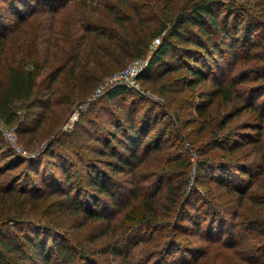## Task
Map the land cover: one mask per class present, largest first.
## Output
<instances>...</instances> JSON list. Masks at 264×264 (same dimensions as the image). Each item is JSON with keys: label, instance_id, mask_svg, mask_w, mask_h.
<instances>
[{"label": "trees", "instance_id": "obj_1", "mask_svg": "<svg viewBox=\"0 0 264 264\" xmlns=\"http://www.w3.org/2000/svg\"><path fill=\"white\" fill-rule=\"evenodd\" d=\"M80 1L85 3L86 0H0V53L5 49L8 38L12 37L13 32L14 37L18 39L23 30L27 31L31 23L29 18L36 12L49 11L57 15L68 3L74 6ZM135 1L137 0H99L100 7L104 10L102 12L103 25L88 24L86 26L92 35L93 42H84L87 49L83 48L78 54L70 55L69 61L74 62L70 69V79H72L70 83L75 82L76 78L73 75H76L75 69L81 66L82 60L100 61L94 66L99 73L92 79L95 81L94 84L98 85L113 71L124 66L127 61L144 57L152 40L160 38L161 42L152 52L148 67L138 76L137 81L143 86L155 84L153 71L157 69L160 71L159 77L161 78L174 73L187 72L188 74H181L185 75L182 79L187 87H194L201 83L207 85L209 76L206 70L210 68V65L212 66L211 59L220 61L222 57L220 52L229 51L235 60L233 68L227 74L228 79L219 80L213 84V88L204 92L205 98L197 103L196 111L199 116H204L218 102L228 106L230 110L222 116L218 128H211L213 143H207L206 147L198 145L197 148L196 141L190 142L187 136L181 134L180 127L177 126L179 114H174L173 120L168 122L164 128L157 129L155 138L150 139L148 138L150 132L155 130V126L150 125L149 120L152 108H148L141 117L143 121L136 124L138 109L135 104L122 106L121 114L113 116L114 123L111 124L112 131L109 132V138L99 135L93 138V135L85 128L89 119L86 118L87 115L82 114L72 134L67 135L66 138L55 137L46 146L43 157H48L52 163H55V158L62 161L61 158L65 157L62 156L65 153L60 150L64 151L66 148L68 150L73 147V150L77 151L81 148L76 153L78 158L74 166H78L77 169H68L69 166L66 164H62L59 169H57L58 163L55 166L57 170L55 169L53 180L61 189V197H64L58 207L63 208L70 216L81 214V217L86 218L82 219L89 222H107L109 225L100 232L94 231L88 234L87 237L92 238L91 243H94V246H82L77 249L71 244L60 242L57 237L55 239L58 242L54 240L55 243L49 245L48 239L51 238L40 236L41 233L36 230H29L22 234L16 233L14 227L0 221V264H24L33 257H36L41 264H138L137 253L140 251L142 241L141 239L136 240L137 238L133 236L141 234L142 231H163L165 228H176L177 233H186L185 220H190L195 224L194 234L199 236V240L203 243L202 246L189 248L177 238H167L159 247L151 242L152 236H145V246L148 245L152 250L145 254L144 264H205L207 260L215 259V257L217 260L222 259L225 251L235 256L237 264H264V242L260 247H252V253L249 255L241 254L236 248L237 245L225 242L238 223H230V228L225 230L223 218L217 219L221 215L219 208L211 207L207 202L208 214H194L189 210L191 204L189 197L197 189L189 184V176L193 167L196 173L195 181H200L203 173L215 167L219 174L215 176L216 178L211 176L213 178L209 180L230 192L238 193L241 196L240 205H243L245 200L253 207L264 204V202L255 203L252 196L245 197L254 186L255 180L264 176V94H262L264 88L257 86L264 81V20L256 19L258 17L247 7L236 6L235 2H225V0H186L182 7L179 5V0H156L154 6L149 7L151 10L147 8L150 10L149 16L146 15L145 5L139 4L138 6V3H134ZM84 9L90 11L89 7H84ZM232 16L236 18L232 19ZM147 23H154L155 26L150 35L147 33ZM40 27L43 28L42 25ZM101 40H105L106 44L101 45L99 43ZM95 41H97L96 44L99 43L98 46L90 50L89 46L94 45ZM34 44L38 51L45 46V44L41 45L38 41L36 42L35 39ZM241 45L247 50L246 55L239 58V52L238 50L236 52L235 48ZM114 53H120L119 60L110 58ZM17 54L16 51V56ZM53 54L49 53L45 59L46 62H40L38 55L30 58L34 55L32 53L19 59L12 56L13 60L6 65V74L4 76L0 74V122L7 129L15 130L18 143L26 147L29 153L25 155L17 151L15 149L18 147L17 142H10L5 130L2 126L0 127V184L3 183L0 189L6 188L7 192L18 197L23 207L28 209L37 206L42 200L50 199L47 190H40L33 178L30 179L35 182L30 184L29 180V177L38 178L40 176V164L43 163H40L35 156L34 148L37 144L33 142H35L36 133L44 125L50 115L48 111L56 103L75 102L73 97L75 93L70 85L63 100L57 101L53 98L58 92L53 88L54 83L64 72V67L58 66L56 70L38 82L43 70L50 66V58ZM242 61L251 64L243 69L242 74H234V69ZM82 68L91 67L83 66L79 69L83 71ZM127 92H133L144 98L138 88L122 84L108 86L100 97L105 96L110 100L118 95L123 96ZM91 95L92 92L84 95L82 102L87 101ZM203 95L201 97H204ZM92 101L95 102L94 99ZM261 105H263L262 109ZM169 114L168 109H163L161 117L169 116ZM243 114H249L251 118L254 116L253 122L249 121L242 127L252 134H240V131H235L231 125ZM23 115H25L24 120H22ZM159 116L160 114L157 113L154 120H157ZM30 119L31 124L28 123ZM201 129L206 131L204 127ZM172 134V139L168 140L167 137ZM67 139H73V143L66 144ZM90 139L95 142L89 146L81 147L78 144L82 141L83 146ZM186 141L190 143V147H187ZM248 146H252V151L243 155L242 158H248L252 153L260 151V163L256 160L250 163L242 160L235 161L232 157L227 161L224 160L228 153L240 152L239 155H241ZM183 147H186L184 151L188 153L187 158L183 157L184 153L181 154V151H178ZM210 148L214 150V152L209 150L211 154L207 151ZM218 149L223 150L222 160L215 159L214 154ZM90 152L96 156V159L86 154ZM194 152L197 154L196 161L191 158V153L194 154ZM153 153H156L155 158L159 155L160 159L157 161V168L151 174L156 179L147 187V194L140 195V187H135L133 184L135 179H132L131 185L134 186L132 197L127 198L129 200L123 198L124 193L132 191L125 189L124 186L120 187L117 183L110 184L114 179V174L126 169L135 171L142 156L145 155V158H148L154 155ZM40 156L39 154L38 157ZM97 160L110 167L111 174L99 170ZM25 165L28 166L26 171ZM22 166L24 167L19 170L24 173L18 177L14 170ZM177 167H183L184 171L178 172L177 169L175 170ZM229 170H234V173L228 172ZM58 171L64 176L63 182L57 176ZM145 174L149 178L147 171ZM132 175L135 177L136 173ZM232 175H235L236 179ZM22 177L24 182L21 184ZM166 180V185H164L163 182ZM55 182L52 183L55 184ZM40 183L44 184V182ZM85 186H88L89 190H85ZM258 186L259 184L256 183L255 188ZM164 188V197L170 205L166 211L167 215L176 216V220L172 224L167 222L160 225L158 224L160 222L158 194L163 192ZM84 195H86L85 202L82 200ZM103 197L107 199L105 204L101 202ZM138 198H141V201L130 207V202ZM185 198L187 202L183 204ZM181 201L183 203L177 206L176 204ZM126 206L128 208H125ZM119 207L124 211L117 221L120 222L119 227L122 229L123 239H128L126 251L119 240L113 242L104 239L108 235H114L115 229L109 214ZM41 209H43L42 212H40ZM35 211L36 219H40L46 208L42 205ZM5 220L12 224L25 221L23 217ZM81 224L82 222H79V225ZM243 224L244 227L257 234L261 233V237H264L263 221L252 218L247 221V224L243 221L241 225ZM34 225L43 230L46 229L43 228V224ZM101 241L103 242L99 246L97 243ZM102 255L106 258L110 257L112 262H102L100 259Z\"/></svg>", "mask_w": 264, "mask_h": 264}, {"label": "rangeland", "instance_id": "obj_2", "mask_svg": "<svg viewBox=\"0 0 264 264\" xmlns=\"http://www.w3.org/2000/svg\"><path fill=\"white\" fill-rule=\"evenodd\" d=\"M195 1V0H194ZM235 2L236 6H245L249 10H251L255 16H257L258 20H264V0H225V2ZM83 1H80L77 4H74V6H70L68 3L64 9H62L57 15H53L51 12H36L34 15L30 16L29 21L30 26L27 29V31L24 32V30L21 32V37H14V32L12 33V37L8 38V43L4 50L0 53V63L2 64L0 66V74L4 76L6 74V65L9 64L13 58L12 56H17L16 59H19L23 56L29 55L30 53L34 54L30 56V58L37 57L40 60V62H46L45 59L48 57L49 53H54L50 58V66L46 67L43 72L41 73L40 77L38 78V82L42 81L46 75H48L50 72L56 70L58 66L64 67V72L59 77V79L54 83L53 88L58 90L56 94H54V100H63L64 94L68 93L69 85L71 86V90L75 93L74 100L75 102L69 103H59L55 104L50 112V115L47 120H45L44 125H42L41 129L36 133V139L35 142L37 146L35 149V156L36 159L39 160V162H43L40 164V176L38 178L35 177H29L30 184L32 182H37L40 190H47L48 197H50L49 200H42L39 202L37 206H33L31 209L23 207V204L21 200L14 196L12 193L7 192L6 188L3 190L0 189V221L1 223L10 224L8 226L14 227V230H16V233H23L36 230L37 232H40V236L43 235V237H50L51 239H48L49 245L54 244L55 237L59 239L60 242H64L67 244H71L74 248L77 247V249L84 247H92L94 246L91 243L92 238H88L89 233L100 232L101 229L109 225L107 222H89L88 220H84L86 218L81 217L80 215H69L63 208L58 207V204L62 200L61 197V189L56 186V182L53 180L54 173L59 167H62V164H66V166H69L68 169L75 170L78 168V166H74L76 164V158L78 156L76 155L77 152L80 151L81 148H79L77 151L73 150L74 148H66L64 151H61L60 149L56 148L57 150H60V152H64L62 156H65L61 158L62 161H60L58 158H55V163H52V160H50L48 157H43V152L46 151V146L49 144V142H52L55 137H62L66 138L67 135L72 134L78 120L82 116V114L87 115L86 118L89 119V122L86 123L85 128L88 129V132L93 135V138L97 135L103 137V138H109V132L112 131L111 124L114 123L113 116L121 114L122 106H131L134 105L138 109L136 112V124H139L142 122V115L144 116V113L148 108H152V113L150 117V121L152 126H155V130L153 132H150L148 138H155V131L157 129H162L164 126L173 120L175 117L174 114H179V121L177 123V126L180 127L181 134L183 136H187V139L189 141H196L195 145L196 148L198 145L206 147L207 143L212 144V134H211V128L215 127L218 128L219 122L222 118V116L228 112L230 109L228 106H224L223 103L218 102L215 104L209 111L205 113L204 116H199V114L196 111V105L197 103L202 100V98H205V95H203L204 92H208L211 88H213V84L218 82L219 80H227V74L231 71L233 68V62L234 57L233 54L229 51H221L220 55V61L216 59H211L210 63L212 62V66L210 65V68H207L208 72V83L207 85L204 84H198L194 87H187L184 84V79H182L181 75L182 73H174L168 77L161 78L159 77L160 71L155 69L153 71L155 78V84H147L142 85L140 82H138L139 87L138 89L142 92L144 95V98L138 94H135L133 92H127L125 95H118L117 97L110 99L107 97L101 98L100 95L97 93V90L99 86H102L105 82L109 81L108 86L114 85V82L111 81L112 76L117 72H122L125 68L129 66V64L133 61L132 59L127 61L124 66L120 67L118 70L113 71L108 77H106L104 80H102L98 85L94 84L95 81L92 79L94 76H96L99 73V70L95 69V63L100 61L91 60V62H88L86 60L81 61V66H78L76 70V75H73L76 79L75 82L70 81V69L74 65V62L71 60L69 61L70 55L72 56V53H79V51L83 48L87 47L85 46L84 42H93L92 35L89 33V30L86 28L88 24H98V26L103 25L102 22V12L104 10L100 7L99 0H86L85 3H82ZM156 0H137L134 3L141 4V6L145 5V12L146 15L149 16L150 14V8L153 7ZM186 0H179V5L182 7L185 4ZM157 4V3H156ZM86 5V6H85ZM5 6V5H2ZM148 6V7H147ZM84 7H89L90 11L88 12ZM99 7L101 11L99 10ZM149 8L150 10H148ZM89 13V14H88ZM88 14V15H87ZM236 18L235 16L231 17ZM9 22H11V19H9ZM55 24V25H54ZM154 23H147V33L150 35V32L155 28L153 25ZM42 25L43 28L40 26ZM91 25V26H92ZM26 26V24H25ZM90 26V27H91ZM39 27V28H38ZM41 28V29H40ZM35 41L39 42L41 45L45 44V46H42L41 50H36V44H34ZM155 39L152 40V42L149 44V49L147 54L142 57L143 61L145 62V68L147 64L150 62V58L152 55V52L157 48V46L160 44L155 43ZM46 41V42H45ZM97 41H95L93 44L89 46V49H95V47L98 46L100 43L101 45H105V40H101L98 44H96ZM154 43L156 45H154ZM96 44V45H95ZM49 45V46H48ZM236 52L238 50L239 58L246 55L247 48H244L241 46H236ZM50 51V52H49ZM60 53V54H59ZM123 53V52H122ZM73 54V55H74ZM124 55V53H123ZM120 53H114L110 56L112 60H119ZM84 63V64H83ZM83 64V65H82ZM239 65L234 69V74H242L243 69L247 68V66H250L251 63H244V61L238 63ZM29 65V64H28ZM83 66H89L91 68H82L83 71H81L79 68ZM96 72V73H94ZM187 73V72H185ZM183 73V74H185ZM188 74V73H187ZM179 76V77H178ZM138 78V77H137ZM176 78H179L178 80H175ZM103 82V83H102ZM121 83V82H120ZM97 85V86H96ZM96 86V87H95ZM127 86L132 87V85L127 84ZM258 87L264 88V81L257 84ZM102 90L101 93H104L106 90V86ZM92 92L91 97L87 101L82 102L83 96L86 95L88 92ZM264 94V91L263 93ZM204 97H201V96ZM100 98V99H99ZM165 98V99H164ZM92 99L95 100V102L92 101ZM73 100V101H74ZM264 100V99H263ZM92 101V102H91ZM163 104V105H160ZM19 105V104H18ZM118 105V106H117ZM262 106L260 108L262 109ZM136 109V110H137ZM163 109H168L170 111L169 116L161 117L163 114ZM143 111V112H142ZM24 112V111H23ZM22 112V113H23ZM36 112V109H35ZM157 113L160 114L159 118L157 120H154L157 116ZM174 116V117H173ZM25 115H23L22 120ZM256 118V117H255ZM254 116L251 118L249 114H243L241 117L235 119L231 125L234 127V130H239L240 134H252L250 131H246L242 129L243 126L246 125L249 121L253 122ZM26 120V118H25ZM258 120V119H257ZM28 123L31 124V119L28 120ZM0 124H2L0 122ZM58 126V127H57ZM206 128V131L201 128ZM232 127V128H233ZM6 127L2 125V129L5 130V134L7 136V139L11 142V137L9 136V132L14 135L15 142H17V148L15 149L17 151H21L20 153L24 154V150L27 151L25 155H28V150L26 147L18 143V137L15 133V130L12 129H5ZM154 133V134H153ZM176 131L174 132V134ZM180 134V132H179ZM27 137V135H26ZM173 134L168 136V140L172 139ZM24 142V141H23ZM66 144L71 145L70 143H73V139H67ZM92 139L86 141V144L82 146V141L78 144L81 145V147H86L91 144H93ZM187 142V141H186ZM25 143V142H24ZM180 143L182 144V140L180 138ZM190 147V143H186ZM220 146V145H218ZM186 147H183L181 151V154L184 153L183 157L188 156V153H186L184 150ZM210 149H207L209 152ZM252 151V146L246 147L242 154L239 155L240 152L237 154H231L228 153V155L224 158V160H229L231 157L233 160L238 161L242 160L243 162L250 163L252 160H256L258 163H260V151L257 153H252L250 157H244L243 155L249 154ZM264 151V149H263ZM177 152V151H176ZM211 152H214V150ZM211 152H209L211 154ZM42 153V154H41ZM223 150H219L214 154L215 159H221L222 160V154ZM41 155L38 157V155ZM89 156H94L96 159V156L90 152L86 153ZM154 155L149 156L148 158H145V155L142 156L140 163L136 165L135 171H130V169L126 170H120L117 174H114V179L110 182V184L117 183L120 187L124 186L125 189H130L131 191L135 187H140V195L147 194L146 189L149 186L151 182L156 179V177L153 174V171L157 168V161L160 159V156L157 155V158H155L156 153H153ZM61 156V157H62ZM191 158L193 161H196L197 154L194 152L191 153ZM58 163L57 169L56 164ZM93 163V162H91ZM71 164V165H70ZM98 169L106 171L107 173L111 174L110 167L103 165L100 160H97ZM159 164V162H158ZM216 165V164H214ZM24 166L19 167L18 169L14 170V173L20 177L22 176V173L24 171H20L19 169H22ZM25 171L28 170V166L25 165ZM44 168V170H42ZM56 169V170H55ZM178 172H183V167H177ZM255 170V169H254ZM118 171V170H117ZM145 171L148 172L150 175L149 178H147L148 175L145 174ZM59 172V171H58ZM228 172L234 173V170H229ZM256 172V171H254ZM133 173H136L135 177H133ZM59 172L57 174L58 178L63 182L64 176L60 175ZM219 171L212 167L209 169L207 173H203L201 176L200 181H195L194 178H196V173L194 170V167L190 173L189 176V184L195 186L196 192L194 191L190 198L191 204L189 205V210L194 214H208V211L206 209L207 202L211 205V207L219 208L220 214L217 219L223 218V224H225V230L229 229L230 223H238L237 226L234 227V232L231 235H227V240H225L226 243L237 245L238 250L243 255H249L252 253V247H260V245L264 242V237H261V233H256L251 231L249 228L244 227V224L242 222H246L250 219H257L258 221L264 222V204L263 206L260 205L258 207H253L250 203H248L246 200L244 201L243 205H240L239 201L241 196L238 193L230 192L225 188L220 187L217 183L214 181H210V178H213L211 176H218ZM133 177V178H132ZM236 179L235 175H232ZM30 178H33L32 181ZM45 178V179H44ZM204 178H207V180H203ZM133 180V185H131V180ZM23 180V181H22ZM135 181V182H134ZM21 184L24 182V179L20 180ZM40 182H44L43 185H41ZM52 182H55L53 184ZM166 181H164V185H166ZM79 183V182H78ZM248 183V181L245 183V185ZM258 183L259 186L255 188V184ZM3 184V183H2ZM0 184V185H2ZM36 184V183H35ZM36 184V185H37ZM138 184V185H137ZM188 184V185H189ZM189 185V189H190ZM62 187V185H61ZM85 190H89L88 186H85ZM166 188V186H165ZM165 188L164 191L158 194L159 198V204H158V215L160 218V222L158 224H166L174 223L176 220V216H170L167 215L166 212L168 207L170 208V205L168 201L165 199ZM186 188V187H185ZM249 191V190H248ZM188 192V191H187ZM131 193V194H130ZM126 192L124 193L125 199L132 197V192ZM164 195H161V194ZM253 198L255 203L264 202V176L260 177L259 179H256L254 182V186L250 189L248 194L245 197H251ZM86 195L82 197V200L85 202ZM130 199V198H129ZM127 199V200H129ZM105 197L101 198L102 204H105L107 201ZM99 201V200H98ZM141 201V198H138L134 201L130 202V207L134 205L135 203H138ZM180 201V199H179ZM123 202V201H122ZM121 202V203H122ZM184 202V203H183ZM183 202H178L176 205H181L182 203L185 204L187 202V199H183ZM120 203V205H121ZM254 203V204H255ZM46 208L45 213L42 215V218L36 219L37 216L35 209L39 206H42ZM125 208H128L126 206ZM124 208V209H125ZM102 209V206H101ZM32 210V211H31ZM43 209L40 210L42 212ZM122 209L116 208L114 212H111L109 215L112 217V226L114 227V235H108L107 241H117L119 240L120 244L124 246V251L127 250L126 248V242L128 239H123L122 237V229L119 227V223L117 221V218H119L122 213ZM169 212V211H168ZM210 216V215H209ZM17 218V217H23L25 221L21 223H7L8 220H5L7 218ZM84 218V219H82ZM88 218V217H87ZM116 219V221H115ZM40 222V223H38ZM79 222H82L81 225H79ZM183 223V221H182ZM187 228H184L186 233H177L176 228H165L163 231H142L141 234H137L133 236V238H137L136 240L142 241V245L140 247V251L137 253V256L139 258L138 264H144L145 263V254H148L149 250H152L150 247L145 246V236L151 237L153 243H156L161 247L162 243L167 240V238H177L179 242L184 244L185 246L189 248H196L199 246H202V242L199 240V236H196L194 233L196 232L195 224L190 222V220L184 221ZM33 224V225H31ZM34 224H43V228L41 229L35 226ZM7 227V226H6ZM51 230L48 232L47 230ZM13 231V230H12ZM54 231V232H52ZM179 231V230H178ZM58 232V233H57ZM33 235H35L33 233ZM3 236V235H2ZM132 238V239H133ZM125 241V242H124ZM56 242H58L56 240ZM80 242V243H78ZM101 242H98L97 244L100 246ZM57 246V244H56ZM158 247V248H159ZM99 256V255H98ZM97 257V256H96ZM102 262L111 263V258H106L105 256L100 257ZM38 259L36 257L30 258L27 263L24 264H41L37 261ZM210 264H237V261L235 259V256L231 253H228V251H225L222 259L217 260L211 259L207 260V263Z\"/></svg>", "mask_w": 264, "mask_h": 264}, {"label": "built area", "instance_id": "obj_3", "mask_svg": "<svg viewBox=\"0 0 264 264\" xmlns=\"http://www.w3.org/2000/svg\"><path fill=\"white\" fill-rule=\"evenodd\" d=\"M160 38L155 39V43H159ZM154 43V45H156ZM150 63V62H149ZM149 63L147 64L146 68L148 67ZM145 62L143 59L138 58L133 60L127 68H125L122 72H117L112 76L111 81L114 82V84H122L126 85L130 84L132 87L138 88L139 84L137 82V77L145 71ZM121 82V83H120ZM109 81L105 82L102 86H99L97 93L101 94L102 90L105 88L104 86L108 87ZM138 86V87H137ZM2 124H0V127ZM9 136L11 137V140L15 142L14 135L9 132ZM27 151L24 150V154H26Z\"/></svg>", "mask_w": 264, "mask_h": 264}]
</instances>
